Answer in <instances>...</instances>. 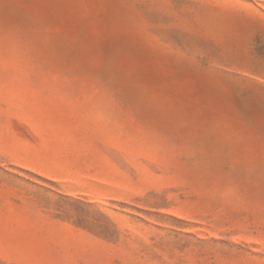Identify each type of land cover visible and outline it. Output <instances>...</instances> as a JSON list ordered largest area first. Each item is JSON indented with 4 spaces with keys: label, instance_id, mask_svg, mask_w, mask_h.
<instances>
[{
    "label": "rangeland",
    "instance_id": "374dc122",
    "mask_svg": "<svg viewBox=\"0 0 264 264\" xmlns=\"http://www.w3.org/2000/svg\"><path fill=\"white\" fill-rule=\"evenodd\" d=\"M0 264H264V0H0Z\"/></svg>",
    "mask_w": 264,
    "mask_h": 264
}]
</instances>
